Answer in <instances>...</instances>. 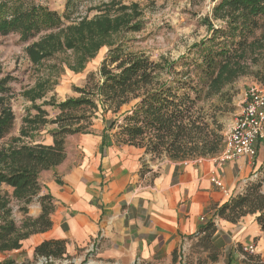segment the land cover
I'll return each mask as SVG.
<instances>
[{
    "label": "trees",
    "instance_id": "1",
    "mask_svg": "<svg viewBox=\"0 0 264 264\" xmlns=\"http://www.w3.org/2000/svg\"><path fill=\"white\" fill-rule=\"evenodd\" d=\"M215 11L226 13L227 24L223 31L214 32L224 39L223 46L217 44L216 50L203 53L198 67L199 72L209 80L216 70L220 72L227 67L231 55L256 30L260 28L264 33V0H221ZM127 24L118 18L106 19L104 22L98 21L95 26L75 30L68 28L69 34L67 36L65 31L62 44L57 40V48L73 50L74 62L68 67L75 74L81 73L102 47L106 46L108 52L97 76L90 74L83 87L73 88L76 97L62 102H47L45 106L56 112L50 119L47 112L34 106L36 114L23 119L24 127L19 132V139L15 140L18 146L0 151V186L13 190L20 213L27 215L28 207L35 202L40 206L38 217L25 219L17 228L12 211L8 208L9 201L5 194L0 193V254L17 251L30 236L51 229L53 198L49 193L43 194L39 175L62 164L66 158V138L93 134V121L98 118L103 120L105 126L100 133L101 150L115 145L142 151L140 178L151 172L148 162L152 164L167 160L184 163L213 158L221 152L223 127L215 113L208 114L201 107L206 83L188 78V70L176 71L174 63L163 67L144 54L127 53L114 46L110 37ZM61 26L58 15L45 8L22 3L12 5L7 0H0V33L18 31L26 41L41 31L58 30ZM205 44L202 42V45ZM35 48L37 51L43 50L40 45H33L29 49L32 59ZM46 53L36 52V58ZM12 123L13 117L9 113H1L0 139L12 129ZM47 126L54 128L48 131L51 142L44 144L35 138ZM263 185L264 177L247 181L241 192L219 207L212 206L210 213L231 224L255 215L256 223L264 231ZM215 231L212 219L199 227L194 247L195 250L204 251L207 256L206 259L198 258L196 262L201 259L206 264L218 263L222 253L213 242ZM66 244L64 240H45L33 248V258H44L43 264H61L64 261L72 264L73 257L67 253ZM241 249V246H237L238 254ZM243 257L235 259V264H264L259 255L244 254ZM177 259L175 251L172 263H176ZM1 264L15 263L5 260ZM223 264H233V259L228 256Z\"/></svg>",
    "mask_w": 264,
    "mask_h": 264
},
{
    "label": "crops",
    "instance_id": "2",
    "mask_svg": "<svg viewBox=\"0 0 264 264\" xmlns=\"http://www.w3.org/2000/svg\"><path fill=\"white\" fill-rule=\"evenodd\" d=\"M101 142L100 135L67 137L64 162L40 173L43 191L53 198L52 227L24 240L22 249L56 239L66 241L70 256L80 262L86 258L88 264H173L175 251L174 264H197L207 255L195 250V236L211 220L210 208L241 192L255 173L264 177L262 142L257 143L253 162L247 158L224 164L213 158L148 162L151 172L142 178L141 150L115 145L101 150ZM213 174L227 193L211 184ZM39 214L35 202L26 216L34 219ZM215 227L213 242L222 254L228 250L229 257L238 260L237 246L253 243L256 255L264 259V231L255 215L237 224L218 219ZM222 261L221 255L217 264Z\"/></svg>",
    "mask_w": 264,
    "mask_h": 264
},
{
    "label": "rangeland",
    "instance_id": "3",
    "mask_svg": "<svg viewBox=\"0 0 264 264\" xmlns=\"http://www.w3.org/2000/svg\"><path fill=\"white\" fill-rule=\"evenodd\" d=\"M7 1L12 5L18 3L34 5L54 12L60 18L62 28L41 31L26 41L18 31L0 33V115L7 112L13 117L12 129L0 139V151L18 146L19 143L15 140L19 139V132L24 127L23 119L36 114L34 106L47 112L49 119L53 118L56 112L45 106L47 102L51 100L62 102L67 98L76 97L73 88L83 87L88 75L97 76L108 48L102 47L96 57L85 65L84 70L75 74L68 67L74 62L73 50L56 47L57 40L62 44L65 31L68 36V28L82 29L88 25L95 26L98 21L104 22L106 19L115 18L127 22L126 26L110 37V42L127 53L144 54L163 67L174 63L176 71L188 70V78L205 82L201 107L208 114L217 115L223 127V136L238 119L246 94L251 89L264 87V33L260 28L231 55L232 58L225 69L220 72L216 70L211 80L199 72L198 67L203 53L207 50H216L214 48L217 44L223 46L224 39L214 34L217 30L226 29V13L215 11L221 0ZM260 24L262 26L263 22ZM45 39L49 41L41 43ZM211 40H215L216 43ZM202 42L206 44L202 45ZM33 45H40L43 50L37 51L35 48L32 51V59L29 49ZM36 52L48 53L36 58ZM106 118L109 119L110 116L107 115ZM104 127L102 119L94 120L93 135L99 136ZM53 128L52 126L42 128L39 136L35 135V139L49 144L51 138L48 131ZM21 141L25 142L27 139ZM161 162L163 161H156L154 164ZM261 192L264 194V186ZM0 193L6 195L12 219L16 227L20 228L25 219L30 217L19 212V203L13 197L11 188L2 185ZM33 248L30 246L1 253L0 264L5 260H11L15 264L45 263L44 258L34 260ZM93 249L92 247L91 251ZM228 256V250H225L222 254V264L226 263ZM235 261L233 259V264ZM83 262L88 264L86 258L80 262L79 258L73 257L72 264ZM196 263L206 264L201 259ZM61 264L68 262L64 261Z\"/></svg>",
    "mask_w": 264,
    "mask_h": 264
},
{
    "label": "built area",
    "instance_id": "4",
    "mask_svg": "<svg viewBox=\"0 0 264 264\" xmlns=\"http://www.w3.org/2000/svg\"><path fill=\"white\" fill-rule=\"evenodd\" d=\"M264 143V87L260 86L251 89L245 96L242 108L238 119L231 129L224 135L223 146L221 152L213 158L217 164H224L232 162L236 159L247 158L249 161L257 156V143ZM261 179V174L255 173L250 181H257ZM211 184L217 189L227 191L224 189L221 180L212 175L210 178ZM264 186V185H263ZM211 215L214 223L218 220ZM203 222L204 218H200ZM239 259H243V255L256 254V246L253 243L241 247ZM264 257V250L262 251ZM263 261L264 259L261 258Z\"/></svg>",
    "mask_w": 264,
    "mask_h": 264
}]
</instances>
